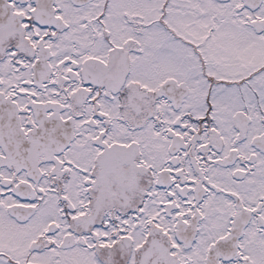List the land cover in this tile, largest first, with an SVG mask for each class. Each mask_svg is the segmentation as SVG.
Returning a JSON list of instances; mask_svg holds the SVG:
<instances>
[{
	"label": "snow or ice",
	"instance_id": "1",
	"mask_svg": "<svg viewBox=\"0 0 264 264\" xmlns=\"http://www.w3.org/2000/svg\"><path fill=\"white\" fill-rule=\"evenodd\" d=\"M0 264H264V0H0Z\"/></svg>",
	"mask_w": 264,
	"mask_h": 264
}]
</instances>
